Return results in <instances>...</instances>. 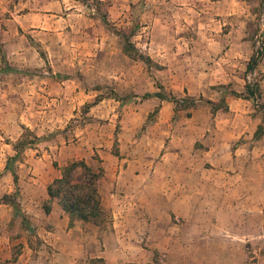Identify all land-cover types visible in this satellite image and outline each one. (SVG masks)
<instances>
[{
    "label": "rangeland",
    "instance_id": "obj_1",
    "mask_svg": "<svg viewBox=\"0 0 264 264\" xmlns=\"http://www.w3.org/2000/svg\"><path fill=\"white\" fill-rule=\"evenodd\" d=\"M13 1L4 4L13 5ZM21 1L25 14L30 6H35L28 0ZM76 1L69 0L71 3L58 13L62 17L54 16L56 29L46 37L43 32L39 35L41 27L30 25L36 22L32 18L26 20L29 25L18 34L12 32L18 21L8 20L12 17L10 11H0V43L7 59L19 62L17 58L23 57L32 65L16 66L20 70L17 72L0 69V105L4 100L2 88L21 84L22 77L34 78L38 88L48 86L47 92L38 94L36 99L20 96L24 108L18 96H13L5 104L9 109L0 111V260H12L17 252L18 257L37 254L42 247L39 234L48 229L54 231L52 223L44 218L45 201L39 204L33 200L34 193L39 195L50 179L47 167L85 159L96 170L106 165L113 168L104 170L99 181L106 206L101 223L78 224L70 219L68 229L77 226L71 234L88 237L89 251H94L98 238L110 231L113 205L147 204L146 214L153 223L158 221L162 229L154 232L158 236L156 243L146 239L142 242V252L149 255L150 261L141 256L142 260L133 264H255L259 253L255 247L263 246L264 250V244L241 242L232 236L237 227L221 224L229 213H215L213 200L223 196L205 194L209 216L201 212L196 220H189L187 194L163 193L159 188L168 182L163 185V181L140 175L144 170L156 169L155 175L169 170L172 161H168V167H157L154 159L164 155L167 160H176L178 152L186 156L187 147L196 140L202 144L199 138L204 132L211 134L216 114L228 113L230 109L223 107L229 102L237 108L230 115H236L234 126L238 130H257L259 124H264V113L252 100L230 93L236 90L245 94L246 83L258 80L264 102V0L251 8L253 15L247 20L237 15L227 17L223 13L225 6L215 0ZM182 3L190 9H183ZM103 14L118 29H128L132 43L151 62L130 57L124 51V39L107 27ZM7 29H11L9 33ZM6 39L11 43L2 42ZM1 66L6 63L2 61ZM173 97L185 102L173 101ZM192 99L197 100L196 106L189 103ZM209 100L220 108L214 112ZM23 121L41 140L26 149L22 160L16 163V185L5 168L8 158L16 153L12 142L22 135L26 126ZM38 156L46 166L42 161L36 163ZM263 167L261 164L254 170L261 174ZM262 181L256 185L261 186ZM17 189L22 211L36 235L16 216L14 207L3 201L5 194ZM175 199L182 215L168 223L165 210ZM260 202H264V194L260 195ZM139 213L137 210L128 214V222L134 228L139 225ZM64 226L57 225L56 233H64ZM167 233L176 239H170ZM57 247L49 246L55 251ZM134 254L140 255L135 249L133 258Z\"/></svg>",
    "mask_w": 264,
    "mask_h": 264
},
{
    "label": "crops",
    "instance_id": "obj_2",
    "mask_svg": "<svg viewBox=\"0 0 264 264\" xmlns=\"http://www.w3.org/2000/svg\"><path fill=\"white\" fill-rule=\"evenodd\" d=\"M7 1L9 3L11 0ZM7 1L0 0V11H10L12 17L8 20L12 22L18 21L16 31L12 32L18 34L21 28L29 25L26 20L32 18L36 22L30 25L41 27L38 33L41 35L43 32L45 37L54 34L53 32L56 29L54 23L57 22V20H54V16L62 17L58 13L62 12L71 3L69 0H28L30 5L35 6H30V10L25 14L22 11L24 8L20 6L24 3L23 1L14 0L11 2L13 5L9 4L5 6L4 3ZM213 2H218L220 5L225 6L223 13L227 17L231 15H235L236 17L237 15V17H242L246 20L250 19L253 15L251 8L260 3L259 0H215ZM183 4L181 5L183 6ZM251 4L252 6H250ZM184 5L183 9H190L186 4ZM72 7L74 6H70L69 8ZM180 8L182 9V7ZM9 30L7 29L6 33H9ZM7 41L8 39L2 40L6 44L11 43ZM44 42L47 43L46 38ZM22 58H17L19 62H13L9 57L7 60L14 68H18L16 66L23 67V64L32 66L28 62H24L25 59L23 60ZM22 79L23 82L21 84L17 83L10 88L6 86L2 88L4 100L2 105H0V111L9 109L5 104L10 102L13 96H18L20 100L19 97L26 94L30 100L36 99L38 94L47 92L48 86H39L38 88L34 78L22 77ZM239 103L243 104L242 102ZM20 104L21 108H24L22 100H20ZM16 106L19 105L16 103ZM229 109L228 113L216 114V124L211 134L207 135L204 132V136L199 138L202 144L197 143L198 140L190 144L186 149V156H182L178 152L176 160H167L164 155L159 159H154L157 167L161 164L168 167V163L171 165L168 161H172V167L169 166L171 169L159 171L156 175L153 174V171H157L156 169L144 170L141 172L140 177L144 179L156 178L160 182L163 181L161 183L163 185L165 182L169 184L171 182L172 185L168 184L159 188L160 191L168 195L187 194L189 197V220H196L198 213L201 212L206 217L209 216L206 207L208 199L204 198L205 194L212 192L223 196L222 199L213 200L215 213L220 210L229 213L227 221H223L221 224L226 225V227H237L238 230L235 233L232 232V236L241 242L264 244V202H260V195L264 194V167L262 175L254 170L258 165H264V137L258 140L255 139L254 134L256 129L249 130L250 132L245 128H239L240 130H238L234 126L236 115L234 113L230 115V112L233 110L237 112V108H234L231 102H229ZM22 123L27 127L29 125L25 121ZM223 128H225V131H222ZM206 135L207 138H205ZM183 149L185 148L181 147V150ZM34 160L36 163H41L42 158L38 156ZM42 162L45 166L47 165L44 160ZM120 167L123 168L122 165ZM47 168L48 174L51 175L50 179L40 189L39 195L37 192L34 193L36 196H34L33 200L38 203L46 201L49 198L47 192L48 185L61 175V166H49ZM104 168V170L113 169L108 165L104 166ZM174 173L181 174L177 177V174ZM182 178L185 180L184 182H177V179ZM261 179H263L261 186L256 185ZM141 191L144 193V187ZM177 202L178 199H175L172 206H167V210H165V220L168 223L171 222V218H177L182 215V212L178 209V205H176ZM200 203H204L205 206H199ZM137 210L140 212L136 219L139 221V225L134 228L133 225H130L131 221L128 222V214ZM110 211H112L110 231L98 238L99 244L94 251H89L87 248L89 245L88 237L85 234H71L77 226L68 229L70 216L61 208L57 201H54L52 211L48 214L44 213V218H47V221L52 223L54 231L48 229L47 233L39 234L42 239V247L37 254L34 256L20 255L16 261L10 264H26L28 262L30 264H133L134 261H141V256H144L146 261H150L149 255L142 252L144 249L142 242L146 239L151 243H156L158 236L154 232L160 231L162 228L158 221L156 224L153 223L154 220L146 214L148 213V205L140 204L136 206L123 203L119 206L115 204L110 208ZM74 223L79 224L83 222L76 220ZM59 224L61 227L66 225V229L69 231L65 233L67 231L65 230L64 233L57 234L55 228ZM167 235L172 240L176 239L175 236L169 233ZM93 240L96 245V240ZM0 241H2L1 237ZM50 245L53 247L58 246V250H51L52 248H49ZM132 247H135L133 250L135 249L140 254H134L135 258L132 257ZM262 249L263 246L258 249L255 247V252H259L258 260L255 264H264V250ZM146 264H149V262Z\"/></svg>",
    "mask_w": 264,
    "mask_h": 264
},
{
    "label": "trees",
    "instance_id": "obj_3",
    "mask_svg": "<svg viewBox=\"0 0 264 264\" xmlns=\"http://www.w3.org/2000/svg\"><path fill=\"white\" fill-rule=\"evenodd\" d=\"M102 20L107 27L124 39V51L134 59H142L147 62H151V58L145 54L140 53L136 46L132 43L128 29H118L117 26L108 20L106 15H102ZM263 55V50L260 51V56ZM261 57L258 59L256 66L259 64ZM255 60L253 57L249 67H252V63ZM6 63L5 67L1 66V62ZM0 69H4L6 72L20 71L18 68L12 67L7 60L6 53L0 43ZM231 94L243 97L248 100H252L254 105L260 108L264 113V102L262 101L263 92L261 84L257 80L254 84L247 82L245 94L239 93L236 90H231ZM160 98H166L159 95ZM226 101V98H223ZM173 101L185 102V100L173 97ZM187 103V102H186ZM192 106L197 105V100L192 99L189 102ZM212 104L214 112L220 107L214 101L209 100ZM226 103V102H225ZM224 110H229V106L225 104ZM264 116V115H263ZM24 131L22 135L12 142L13 148L16 151L15 155L10 156L7 160L6 170L11 172L13 179L18 185L19 174L16 169V163L22 160V155L28 148H33L41 140V137L34 134L28 127H23ZM264 136V124H259L254 138H261ZM104 175V168L96 170L85 159H76L69 161L66 165L61 167V175L55 178L47 187L49 198L44 202L43 208L45 213L52 211L53 202L57 201L61 208L70 216V219L81 220L84 222H92L99 225L103 219L104 207L102 201V195L99 189V181ZM20 191L17 189L14 193H7L3 197L5 203L11 204L14 207L16 216L21 217L22 223L27 226V229L34 235L35 230L29 223L26 214L22 211L19 203ZM19 253H14L12 260L1 261L0 264H7L8 262H14L18 259Z\"/></svg>",
    "mask_w": 264,
    "mask_h": 264
}]
</instances>
